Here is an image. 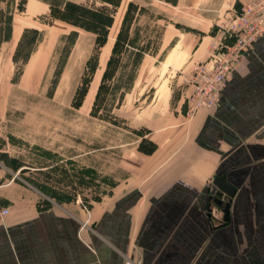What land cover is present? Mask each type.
<instances>
[{
    "label": "crops",
    "instance_id": "crops-1",
    "mask_svg": "<svg viewBox=\"0 0 264 264\" xmlns=\"http://www.w3.org/2000/svg\"><path fill=\"white\" fill-rule=\"evenodd\" d=\"M65 1L90 7L91 0ZM130 1L120 0L117 8ZM243 1L140 3L156 5L157 20L164 21L157 48L167 51L159 62L184 53L185 64L168 65L183 83L163 104L158 98L142 109L149 114L142 122L148 131L140 137L146 148L125 154L124 192H112L109 199L88 206L87 212L55 202L45 207L20 201L10 205L0 214V264H264V34L248 48L215 106L196 111L189 119L184 116L186 97L193 89L184 81L190 78L188 65L198 59L211 65V55L206 59L198 53L207 51L216 26L225 25L231 10L239 9ZM162 9L174 14L188 9L187 16L195 18L194 30L200 35L189 51L182 45L187 43L178 40L183 33L175 26L177 17L166 20ZM49 12L48 0H25L19 16H12V33L29 27L50 34L82 28L59 18L38 21L39 15ZM117 12L108 34L116 29ZM174 95L178 101L170 105L168 98ZM223 172L233 185L231 196L222 194L229 202L227 219L213 201L215 217L207 210L212 179Z\"/></svg>",
    "mask_w": 264,
    "mask_h": 264
},
{
    "label": "rangeland",
    "instance_id": "rangeland-1",
    "mask_svg": "<svg viewBox=\"0 0 264 264\" xmlns=\"http://www.w3.org/2000/svg\"><path fill=\"white\" fill-rule=\"evenodd\" d=\"M21 1L0 0V214L19 201L37 207L55 202L87 212L88 206L109 199L112 192L125 191V154L146 148L140 137L148 131L142 122L149 114L142 109L158 98L163 104L180 88L181 76L171 67L185 64L186 57L182 53L175 60L173 53L168 61L159 62L167 51L157 48L164 21L157 20L156 5H140L144 0L117 5L116 29L107 31L99 51L94 37L112 21L115 0H91L90 7L48 0L89 27L62 34L33 27L12 33V16L21 13ZM166 11H162L166 20L177 17L175 26L183 33L178 40L183 39L189 51L200 35L194 30L195 18L187 16L188 9ZM37 19L48 23L52 18L47 13ZM220 27L214 32L217 42L222 40ZM208 45L205 55L200 50L198 56L209 58L212 43ZM203 60L188 65L191 72L185 84L194 86L195 64ZM192 91L186 97L187 119L202 110L189 111ZM176 101L177 96H169L167 103Z\"/></svg>",
    "mask_w": 264,
    "mask_h": 264
},
{
    "label": "built area",
    "instance_id": "built-area-1",
    "mask_svg": "<svg viewBox=\"0 0 264 264\" xmlns=\"http://www.w3.org/2000/svg\"><path fill=\"white\" fill-rule=\"evenodd\" d=\"M218 33L221 39L230 38L231 42L214 40L211 65L204 61L195 64L193 91L187 98L189 111L215 106L222 88L246 58L248 48L264 34V0L241 2L239 9L231 10Z\"/></svg>",
    "mask_w": 264,
    "mask_h": 264
},
{
    "label": "water",
    "instance_id": "water-1",
    "mask_svg": "<svg viewBox=\"0 0 264 264\" xmlns=\"http://www.w3.org/2000/svg\"><path fill=\"white\" fill-rule=\"evenodd\" d=\"M232 188L233 185H231L226 180L224 172L214 176L209 188V201L207 204V210L209 211L208 212L209 215L211 214V202L213 201L215 204L221 206L224 213V218L225 219L227 218L228 210H229V202L224 200V198L221 197V195L224 193L226 196H231Z\"/></svg>",
    "mask_w": 264,
    "mask_h": 264
},
{
    "label": "trees",
    "instance_id": "trees-1",
    "mask_svg": "<svg viewBox=\"0 0 264 264\" xmlns=\"http://www.w3.org/2000/svg\"><path fill=\"white\" fill-rule=\"evenodd\" d=\"M24 1L25 0H22L20 3H18V9L19 10H23ZM104 1L111 2V0H104ZM130 2H129V4H130ZM118 3H119V0H115V1L112 2L113 6H114V9L111 11L112 14H113L115 8L117 7ZM49 15H50L51 18L63 19V20H66L68 22L74 23L76 25L82 26L84 28H89L88 26L83 25V23H79L75 19H72L71 17H69V15H68V13L66 11H62V10L55 9L51 4H50V12H49ZM110 22H111V19H110L109 23H107V25H106L107 29L104 32H101L100 33L99 30L97 31V29H92V30H94L96 32V34H97V32H99V35H96V37H95V40H96L95 41L96 42V48H98V51H99L100 47L104 44V42L106 40L108 26L110 25ZM100 35H101V37H100ZM116 46H117V41L114 43L113 50H115ZM111 60L112 59H108V64L110 63ZM89 80L90 79H86L84 81V83L87 84L89 82ZM81 90H82V86H81Z\"/></svg>",
    "mask_w": 264,
    "mask_h": 264
},
{
    "label": "bare ground",
    "instance_id": "bare-ground-1",
    "mask_svg": "<svg viewBox=\"0 0 264 264\" xmlns=\"http://www.w3.org/2000/svg\"><path fill=\"white\" fill-rule=\"evenodd\" d=\"M222 194V193H221ZM224 194V193H223ZM221 197H223L222 195H221Z\"/></svg>",
    "mask_w": 264,
    "mask_h": 264
},
{
    "label": "flooded vegetation",
    "instance_id": "flooded-vegetation-1",
    "mask_svg": "<svg viewBox=\"0 0 264 264\" xmlns=\"http://www.w3.org/2000/svg\"><path fill=\"white\" fill-rule=\"evenodd\" d=\"M227 218H228V216H227ZM227 218H226V219H227Z\"/></svg>",
    "mask_w": 264,
    "mask_h": 264
}]
</instances>
